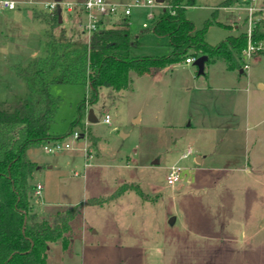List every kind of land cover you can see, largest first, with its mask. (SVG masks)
Wrapping results in <instances>:
<instances>
[{
  "label": "rangeland",
  "instance_id": "obj_1",
  "mask_svg": "<svg viewBox=\"0 0 264 264\" xmlns=\"http://www.w3.org/2000/svg\"><path fill=\"white\" fill-rule=\"evenodd\" d=\"M220 2L194 0L186 12L200 28L218 8L216 18L224 25L207 28L205 40L211 45L234 34L235 27L247 31L253 25L247 19V5L255 7L251 21L264 17V0H224L227 6ZM35 8L27 13L17 5L0 11V101L26 92L11 64L45 54L49 26L42 18L48 11ZM160 9H155V16ZM143 10H133L129 28L137 43L130 54L167 55V37L142 28ZM50 31L64 46L88 42L72 20ZM262 44L249 57L243 52L248 68H242L244 73L234 70L226 81L221 59L206 62L203 74L184 60L151 74L131 72L127 88L98 89L96 101L85 106L82 126L74 128L78 138L71 134L61 138L69 148L29 150L27 157L39 166L30 177L33 185L42 186L39 194L34 188L31 198V208L39 216L127 188L109 201L84 205L69 222L67 247L60 241L50 244L51 264H264ZM207 83L227 88L202 90ZM50 90L58 96V107L48 129L60 135L89 89L79 83H52ZM198 103L201 113L208 114V125L188 127L187 118L204 117L195 108ZM89 108L96 122L87 120ZM105 114L109 124L103 122ZM136 114L139 121L132 119ZM218 125L221 130L214 131ZM187 149L191 153L182 157ZM172 165L182 168L183 178L168 185L165 175Z\"/></svg>",
  "mask_w": 264,
  "mask_h": 264
},
{
  "label": "trees",
  "instance_id": "obj_2",
  "mask_svg": "<svg viewBox=\"0 0 264 264\" xmlns=\"http://www.w3.org/2000/svg\"><path fill=\"white\" fill-rule=\"evenodd\" d=\"M193 2L164 0V7L148 27L150 32L168 39L169 53L161 56L130 54L137 37L130 33L126 18L98 28L87 44L73 47L58 42L50 31L60 24L59 14H44L42 21L50 29L46 30L45 54L32 57L25 64L10 66L14 75L24 82L25 94L0 101V264H51L47 254L50 244L60 241L67 247L69 238L65 234L70 229L69 222L85 204H101L127 189L119 187L101 200L89 198L45 216H39L31 208L35 186L30 177L38 165L27 158V150L61 139L82 126L85 106L96 101L100 87L119 91L131 83V72L142 75L202 54L207 55L206 62L221 59L227 69L240 70L248 42L264 43V17L261 16L254 21L250 37L243 30L228 34L215 45L207 43V28L219 23L216 9L196 28L185 13ZM228 4L222 1L220 6ZM63 46L66 50H62ZM52 83H79L89 89L88 96L79 101L67 130L60 135L48 130L58 107V96L50 90Z\"/></svg>",
  "mask_w": 264,
  "mask_h": 264
},
{
  "label": "built area",
  "instance_id": "obj_3",
  "mask_svg": "<svg viewBox=\"0 0 264 264\" xmlns=\"http://www.w3.org/2000/svg\"><path fill=\"white\" fill-rule=\"evenodd\" d=\"M255 1V0H253ZM163 2H157L156 0H127V1H110V0H82L81 2H69V1H49L44 2L42 7H44L49 13H57V11L65 9L66 11H72L75 6H80L84 12L85 19L80 24L82 33L89 38L91 34L98 30V28L104 26L103 21L105 19H117L121 20L130 16L134 9H144L146 12V20L142 22V28H148L151 25V22L156 18L154 11L156 8H163ZM17 6V0H0V11H10L14 10ZM248 7V16L247 19L250 24H253L252 13L255 10V7L250 4ZM252 25L249 26L247 30V35L250 37ZM262 42L255 45L250 41L248 42L247 48L244 50V53L249 57L252 52L257 48L262 46ZM196 56H188L184 59L185 63H193ZM244 68H247L248 65L244 64ZM103 122L109 124L110 117L108 114H105ZM74 138H78V132L74 131L71 134ZM63 139L49 140L45 142L42 146L47 152L60 151L62 149L69 148V143H62ZM191 153L190 149H187L182 153V157H187ZM76 174V173H75ZM183 172L182 168L178 166H170L167 168L165 175V181L168 185H174L182 180ZM42 186L37 184L35 186V194H39Z\"/></svg>",
  "mask_w": 264,
  "mask_h": 264
},
{
  "label": "crops",
  "instance_id": "obj_4",
  "mask_svg": "<svg viewBox=\"0 0 264 264\" xmlns=\"http://www.w3.org/2000/svg\"><path fill=\"white\" fill-rule=\"evenodd\" d=\"M49 1H52V0H44V1H42V0H37V1H32V0H17V5H19V10L20 11H22L23 9H27L26 11H27V13H28V8H34V7H36L35 9H41L40 7L42 6V4L44 3V2H49ZM82 0H77V1H73V2H81ZM110 1H127V0H110ZM222 1H224V0H222ZM69 2H72V0H70ZM221 3V2H220ZM31 4V5H30ZM191 6V5H190ZM190 6H187V8H186V10H185V13L187 12V9H188V7H190ZM219 6H220V4H219ZM224 6V5H223ZM225 6H227V5H225ZM17 7V6H16ZM215 9H218L217 7L215 8ZM214 9V10H215ZM139 10H142V9H139ZM11 11V10H10ZM62 12H64V14H62ZM218 12V11H217ZM57 13L59 14V18H60V24L63 26V25H66L67 23H69V22H71V20L72 21H75L76 23H77V28H78V32L81 34V36L83 37V36H85L83 33H82V31H81V28H79L80 27V24L84 21V19H85V15H84V12H83V10H82V8L80 7V6H75V8L72 10V11H66L65 9H62V10H59V11H57ZM143 13H144V10H143ZM132 14H133V12H132ZM132 14L130 15V16H128L127 18H126V20H127V26H128V28H129V26H130V21H131V18H132ZM187 14V13H186ZM187 16V15H186ZM188 17V16H187ZM189 19H190V17H188ZM146 19H144V20H142V22L143 21H145ZM190 20H192V19H190ZM216 20L220 23V25H224L222 22H220V20H218L217 18H216ZM119 20H117V19H105L104 21H103V24L105 25V26H109L110 24H113V23H116V22H118ZM142 22H141V24H142ZM219 23H216V24H219ZM79 26V27H78ZM129 30H130V28H129ZM240 31H238V28H236L235 27V33L233 34V35H235V34H238ZM131 33V32H130ZM132 34V33H131ZM232 34V33H231ZM133 35V34H132ZM137 37V36H136ZM168 40V39H167ZM218 60H215V61H213V62H217ZM212 62V63H213ZM224 65V66H223ZM166 67H169V66H166ZM166 67H164V68H166ZM205 67H206V64H205ZM205 67H204V70H205ZM220 68H221V72H222V75H223V78H224V80L226 81L227 79H231L232 78V76H233V72H234V70H230V69H227V67H226V65H225V63L224 64H221L220 66H219ZM248 68V67H247ZM161 69H163V68H160V69H154V70H152V71H150V72H148V73H144V74H151V73H155V71H157V70H161ZM236 71V70H235ZM244 69H240L239 70V72L240 73H244ZM207 87H209V88H214V89H220V88H223V89H226L227 87H225V86H222V85H219V84H212L211 86L210 85H208V83H207V86H203L201 89L202 90H204V89H206ZM195 108H196V110H197V112L198 113H200V115L199 116H204L203 118H200V119H195V120H192V118H187L186 120H185V124L188 126V127H192L193 125H195V126H199V127H202V124H207L208 125V121H207V116H208V114L206 113V112H203V113H201V111H204L203 110V106H202V104L201 103H198V104H196V106H195ZM206 109V108H205ZM211 113H214V112H211ZM132 119H133V121L134 120H137V121H139V119H140V114H136L135 116H133L132 117ZM195 122V123H194ZM220 125H218L217 127H215L214 128V131H220L221 129L220 128H218ZM49 130V129H48ZM49 132H51L50 130H49ZM52 133V132H51ZM121 134H124V136L126 135V134H128V132H120ZM39 147H41V146H39ZM32 148H38V147H32ZM32 148H29L28 150H27V152H26V155H27V153L29 152V150L30 149H32ZM28 156V155H27ZM29 160H31V161H33V162H35L37 165H38V163H37V161H35L34 159H31V158H29V157H27ZM194 158H197V157H194ZM38 169H39V166H38ZM37 184H39V183H36L34 186H36ZM85 205H88V204H85Z\"/></svg>",
  "mask_w": 264,
  "mask_h": 264
},
{
  "label": "water",
  "instance_id": "obj_5",
  "mask_svg": "<svg viewBox=\"0 0 264 264\" xmlns=\"http://www.w3.org/2000/svg\"><path fill=\"white\" fill-rule=\"evenodd\" d=\"M54 1L58 2L60 0H54ZM156 1L157 2H163L164 0H156ZM59 21H60V18H59ZM207 59H208V57L205 54L196 56V58L193 61V65L196 66L197 74H203L204 73V67H205V63H206ZM86 117H87V120L89 122H96L97 121V118L94 115L92 108L88 109ZM121 135H124V134H121Z\"/></svg>",
  "mask_w": 264,
  "mask_h": 264
}]
</instances>
